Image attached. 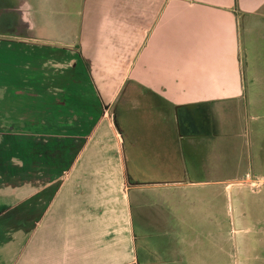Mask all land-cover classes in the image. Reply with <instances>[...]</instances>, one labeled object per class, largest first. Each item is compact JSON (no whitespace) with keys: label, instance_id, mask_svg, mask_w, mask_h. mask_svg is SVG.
I'll list each match as a JSON object with an SVG mask.
<instances>
[{"label":"crops","instance_id":"1","mask_svg":"<svg viewBox=\"0 0 264 264\" xmlns=\"http://www.w3.org/2000/svg\"><path fill=\"white\" fill-rule=\"evenodd\" d=\"M78 16L0 38V264H177L174 211L156 197L144 214L142 190L206 183L183 179L205 149L190 110L246 100L242 30L264 0H83Z\"/></svg>","mask_w":264,"mask_h":264},{"label":"rangeland","instance_id":"2","mask_svg":"<svg viewBox=\"0 0 264 264\" xmlns=\"http://www.w3.org/2000/svg\"><path fill=\"white\" fill-rule=\"evenodd\" d=\"M83 0H29L35 33L61 36L77 29ZM15 1L0 0V7ZM262 23V24H261ZM242 30L246 100L190 114L205 134L204 157L187 158L190 188H144L151 214L156 197L172 207L177 264H264V23ZM0 38H23L0 33ZM122 117L118 125L123 129ZM183 128V127H182ZM197 158V159H196ZM137 191H132L135 195ZM186 194L187 196H185ZM136 207V208H135ZM137 215L138 207L135 206Z\"/></svg>","mask_w":264,"mask_h":264},{"label":"flooded vegetation","instance_id":"3","mask_svg":"<svg viewBox=\"0 0 264 264\" xmlns=\"http://www.w3.org/2000/svg\"><path fill=\"white\" fill-rule=\"evenodd\" d=\"M15 1L11 7H0V9H10L12 12L5 13L0 18V33L18 37H30L31 29V9L27 0H7Z\"/></svg>","mask_w":264,"mask_h":264},{"label":"water","instance_id":"4","mask_svg":"<svg viewBox=\"0 0 264 264\" xmlns=\"http://www.w3.org/2000/svg\"><path fill=\"white\" fill-rule=\"evenodd\" d=\"M13 10L10 9H0V18L2 17L3 14L12 12Z\"/></svg>","mask_w":264,"mask_h":264}]
</instances>
